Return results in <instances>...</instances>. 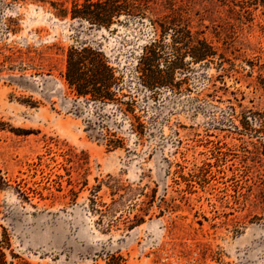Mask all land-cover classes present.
<instances>
[{"label": "rangeland", "instance_id": "1", "mask_svg": "<svg viewBox=\"0 0 264 264\" xmlns=\"http://www.w3.org/2000/svg\"><path fill=\"white\" fill-rule=\"evenodd\" d=\"M75 1L0 0L6 264H264L263 9L148 0L96 28L70 17ZM161 21L216 56L170 70ZM154 40L165 79L151 86L138 69ZM85 46L114 70L113 102L67 85L66 52Z\"/></svg>", "mask_w": 264, "mask_h": 264}, {"label": "trees", "instance_id": "2", "mask_svg": "<svg viewBox=\"0 0 264 264\" xmlns=\"http://www.w3.org/2000/svg\"><path fill=\"white\" fill-rule=\"evenodd\" d=\"M238 2V6L242 10L245 9V12L248 8L256 9L260 6L264 16V0H238ZM147 3L148 0H83L82 3L75 1L70 10V17L84 20L92 27L109 28L113 23L112 20L121 15L131 18L144 17L149 10ZM60 13L59 15L63 17L67 15V10H61ZM170 16L172 19H183L180 13L172 11V14L163 17L162 20ZM162 22L164 21L157 24L161 32L170 30L176 36L172 38V51L176 54V60L171 64L170 70L181 67L186 56H189L195 63L211 62V58L216 56L213 47L198 34L194 36L188 24L184 23L174 29L170 27L173 25L177 27L174 20L170 22V26ZM178 43L182 44L183 53L175 46ZM158 52V41L154 40L144 48V54L140 59L142 68L138 69L139 73L145 76L151 86L164 84L165 78L162 71L157 69L156 64L159 59ZM64 78L77 96H90L91 100L103 105L115 100L113 89L117 86L118 79L115 77L114 70L109 66L106 56L98 48L85 46L69 49L66 52ZM0 183H2L1 178ZM4 258L0 250V264H6Z\"/></svg>", "mask_w": 264, "mask_h": 264}]
</instances>
